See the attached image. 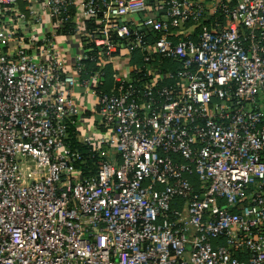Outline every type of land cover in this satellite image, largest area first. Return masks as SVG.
<instances>
[{"label":"built area","instance_id":"obj_1","mask_svg":"<svg viewBox=\"0 0 264 264\" xmlns=\"http://www.w3.org/2000/svg\"><path fill=\"white\" fill-rule=\"evenodd\" d=\"M138 52L149 79L119 69L99 94L112 131L85 135L84 177V61L97 87ZM0 264H264V0H0Z\"/></svg>","mask_w":264,"mask_h":264},{"label":"crops","instance_id":"obj_2","mask_svg":"<svg viewBox=\"0 0 264 264\" xmlns=\"http://www.w3.org/2000/svg\"><path fill=\"white\" fill-rule=\"evenodd\" d=\"M203 27H210L209 23L201 25L199 28L193 27V25L190 24L184 31L188 33L198 32L199 29ZM46 30L49 32L48 24H46ZM63 35L64 36L58 37L57 48H59L62 58L71 66L81 55L83 45L79 38L71 36L70 34L67 35L66 33ZM140 54L141 53L138 52L133 56L126 57L123 62L119 64L116 62L108 64L104 69L105 77L97 87L83 84V81L89 78V74L88 77H86L87 74L80 76V81L73 88V97L76 101L78 112L75 116H72L71 121L75 123L78 132L77 137L81 142H84L85 135L99 138L112 131V128L99 114L98 96L104 91H99L98 88L101 87L108 93H112L115 88V72L119 71V69H124L131 73H135L137 66L140 65L139 61L142 59Z\"/></svg>","mask_w":264,"mask_h":264},{"label":"trees","instance_id":"obj_3","mask_svg":"<svg viewBox=\"0 0 264 264\" xmlns=\"http://www.w3.org/2000/svg\"><path fill=\"white\" fill-rule=\"evenodd\" d=\"M237 1L238 0H232V5H234ZM24 8H25V2H22L21 9L23 10ZM210 22L211 21H205L202 25H204V24L206 25L207 23H209V26H210ZM190 24H188V25H190ZM193 34H196V32H194ZM139 53H141V52H139ZM90 54H91L90 57L95 56L94 52H92ZM140 55L142 56L141 57L142 59H141V61H139L140 65L137 66V72L135 73L136 79H137V83H135V84H137V85H139L140 82H147L149 79L147 77V74L145 73V67H144L145 62L143 60L142 53ZM157 57L158 58H156V60H159L160 62L162 61V68H163L164 72L170 71V70H172V71L177 70L178 64H176V62H173V61L168 60V59H163L161 56H157ZM84 64H85V71H86V73H84V74H87L86 77H88V74L90 75L94 71L98 70L97 65L95 64L94 61H91V59L85 60ZM104 77H105V74L102 76V79ZM162 84L170 87V86H174L176 83L174 82V80L168 79ZM98 90L104 91L102 93H108L107 91H105L101 87L98 88ZM77 134H78V132L76 130L75 123H72L70 121L69 136L67 138V142L71 146V149L81 156V160L78 161L76 163V165L84 173V177L94 176L97 174L98 168H99L98 161H99L100 157L98 155V152L95 151L93 149V147H91L90 145H88L84 142H81L78 139ZM194 181L196 182V180H194Z\"/></svg>","mask_w":264,"mask_h":264}]
</instances>
